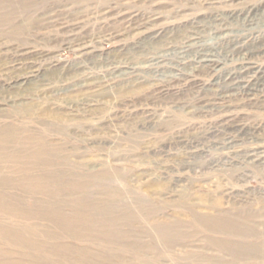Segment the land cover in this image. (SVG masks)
Masks as SVG:
<instances>
[{
	"label": "rangeland",
	"instance_id": "1",
	"mask_svg": "<svg viewBox=\"0 0 264 264\" xmlns=\"http://www.w3.org/2000/svg\"><path fill=\"white\" fill-rule=\"evenodd\" d=\"M0 264H264V0H0Z\"/></svg>",
	"mask_w": 264,
	"mask_h": 264
},
{
	"label": "bare ground",
	"instance_id": "2",
	"mask_svg": "<svg viewBox=\"0 0 264 264\" xmlns=\"http://www.w3.org/2000/svg\"><path fill=\"white\" fill-rule=\"evenodd\" d=\"M210 28V27H209ZM225 46V45H224ZM255 46V45H254ZM225 49V48H224ZM196 63V62H195ZM236 127V126H235ZM235 132V131H234ZM243 134V133H242Z\"/></svg>",
	"mask_w": 264,
	"mask_h": 264
}]
</instances>
